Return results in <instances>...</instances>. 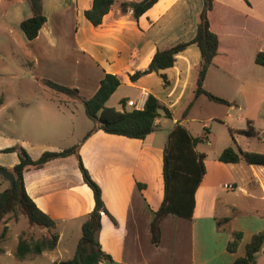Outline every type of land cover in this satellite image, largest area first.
I'll return each mask as SVG.
<instances>
[{
    "label": "crops",
    "instance_id": "crops-1",
    "mask_svg": "<svg viewBox=\"0 0 264 264\" xmlns=\"http://www.w3.org/2000/svg\"><path fill=\"white\" fill-rule=\"evenodd\" d=\"M139 1L116 0L101 24L94 27L83 15L92 0H41L46 20L36 38L28 42L19 29V24L31 16L28 2L2 0L3 32L12 43L13 33L19 39L17 46L25 52L24 65L37 86L47 88L42 81L49 80L75 88L83 98H89L103 76L111 74L120 79L118 88L125 83L135 90L132 98L121 100L138 103L150 94L171 117H163L160 111L152 133L143 140L95 131L81 142L93 124L79 102L48 94L12 101L1 96L0 151L18 145L36 160L43 152H59L79 144L78 156L99 186L110 216L101 215L97 234L101 251L110 258L101 264H232L244 255L250 237L264 231V166L219 162L218 155L229 147L226 143L210 157L201 145L214 144L212 129L202 126L199 132L197 125L215 122L225 127L234 150L264 154V149L247 148L251 142L264 146V68L254 63L255 54L264 53V0H214L216 8L210 21L219 50L203 88L236 110L235 115L221 117L199 115L202 100H209L202 95L194 99L200 61L194 45L176 54L172 67L160 71L167 85L155 73L135 82L129 80L130 75L147 68L156 50L190 40L202 8V0H158L136 20L130 8L122 10L119 5ZM238 97L241 100L237 102ZM248 122L255 132L253 137L237 133L246 130ZM177 123L192 137L205 134L206 145L195 147L204 155V174L194 192L191 218L163 217L159 243L153 245L149 226L162 200V152L169 131ZM17 163L15 153H0L4 170L11 171ZM22 182L30 200L55 222L58 234L54 250L28 258H44L49 264L70 259L74 251L69 253L64 239L73 238L76 246L84 217L93 208L92 193L82 181L77 157L69 155L28 168ZM246 206L251 212L242 211ZM226 218L228 221L221 223ZM231 231L242 234L233 253L226 250ZM7 238L1 244H6ZM15 244L9 250L1 245L0 258L18 260L13 253ZM255 264H264V247Z\"/></svg>",
    "mask_w": 264,
    "mask_h": 264
},
{
    "label": "trees",
    "instance_id": "trees-1",
    "mask_svg": "<svg viewBox=\"0 0 264 264\" xmlns=\"http://www.w3.org/2000/svg\"><path fill=\"white\" fill-rule=\"evenodd\" d=\"M26 1L28 2L31 16L19 24V29L26 41L30 42L36 38L46 19L41 11V0ZM157 1L120 2L119 5L122 10L130 8L133 18L137 20ZM115 2L116 0H92L90 8L83 13L84 18L94 27L100 25L103 16L107 14ZM215 8L216 3L214 0H202V8L198 15L193 37L188 41L177 43L170 48L156 50L147 68L133 73L129 76V80L135 82L144 75L155 73L160 76L163 85H167L166 77L160 74V71L172 67L176 54L184 51L190 45H194L200 55L193 90L194 99L202 95L210 102L229 106L226 100L207 92L203 88V81L207 70L213 65V61L218 56L219 50V39L217 34L211 29L210 21ZM254 63L264 68L263 52L255 54ZM42 84L55 93L63 94L82 105L86 118L92 122L93 126L84 135L81 142H84L95 131H102L109 135L122 136L128 139L143 140L152 133L154 122L160 116V111L163 117H171V113L165 107H162L158 100L150 94L146 96L141 110H126L124 100L119 102L121 106L120 111L106 107V101L120 85V79L115 75L105 74L99 82L98 89L89 98H83L75 88L59 85L49 80H43ZM237 133L246 137L255 136V132L250 127L249 122L247 123L246 130L237 131ZM205 141V134L200 137H192L178 123L169 131L162 152V200L159 207L153 212L149 226L151 243L153 245H158L159 243V222L163 217L171 214L187 219L191 218L194 207V192L204 174V155L196 152L195 147ZM78 147L79 144L59 152H43L36 160H32L26 151L18 145L0 151V153H15L18 158V163L9 171L14 176L13 190H10L8 184L7 188L0 191V227L2 226L0 229V254L3 252L1 243L8 233L5 216L11 215L16 219L18 212L26 218L30 225L50 232V236L37 241H28L21 235L18 236L13 251L14 257L18 260H24L28 257L38 256L42 252L54 250L58 240L55 222L47 214L40 211L26 195L22 182V174L28 168H38L51 160L75 155L78 159V168L82 181L92 193L93 208L84 217L81 224L80 237L76 243L73 256L60 264H101L104 260H110L101 251L97 241L101 215L110 216L102 202L99 186L91 179L82 165L78 156ZM217 160L224 164L244 161L246 164L264 166V154L242 152L234 150L231 147L224 148L218 155ZM0 169L3 168L0 167ZM137 186L138 188L143 187L140 184H137ZM227 221L228 219L226 218L221 223ZM221 223L218 221L216 225L219 227ZM241 236L240 232L231 231L230 240L226 245L228 252H235ZM263 247L264 231H260L250 237L248 243L245 245L244 255L235 259L232 264H255L257 255Z\"/></svg>",
    "mask_w": 264,
    "mask_h": 264
},
{
    "label": "rangeland",
    "instance_id": "rangeland-1",
    "mask_svg": "<svg viewBox=\"0 0 264 264\" xmlns=\"http://www.w3.org/2000/svg\"><path fill=\"white\" fill-rule=\"evenodd\" d=\"M3 3L4 2L0 0V97L2 96L8 101L15 100L19 97L40 98L46 96L47 94L48 96L54 95L59 98H65L63 94H58L53 92L52 90H49L48 88H42L40 86H37V84L31 79L30 71L27 69L26 65H24L25 52L19 46H17L19 44V39L13 33L12 36L14 40L13 41L14 44H13L11 42V39L7 37V34L3 32V29L6 27V23L3 19V16L1 15L2 8L3 9L5 8V6L4 7L2 6ZM223 79H228V78H226V76L223 75ZM134 94H135V90L127 87V85L123 83L122 86L119 87L112 96H110V98L105 103V106L120 111L121 106L119 104V101L126 97L132 98ZM225 94H229V93H225ZM239 100L241 99L238 97L237 102ZM202 101L204 105L199 111V115L201 116L204 115L211 116L216 114L217 116L221 117L224 116L226 113H229L231 115H235L236 113V110L229 109L227 106L214 104L204 99ZM125 109L128 110V107L125 106ZM261 115L264 116V111L261 113ZM230 120L232 121L231 124L234 126L236 123L232 119ZM202 126L205 127L206 129L211 128L213 132V135L211 137L212 140L214 141V144L209 147H204L203 145H201L202 148H205L207 151H209L210 157H213L216 150H218V148H220V146H222L223 143L229 144V147L233 148L232 147L233 139H231L225 127L220 126L215 122L204 123L203 125L202 124L197 125L199 132L200 130L202 131L201 129ZM205 143L206 141L201 144L206 145ZM247 148L248 149L254 148L260 150V149H264V146L257 145L255 144V142H251V144L247 145ZM7 187H8V182L0 177V191ZM242 211L251 212L250 208L247 206L243 207ZM5 223L8 229L7 231L8 233L6 235L8 238L6 239V244L3 243L1 245L2 247L8 250L12 248V244L17 243V238L20 235L28 241L29 240L37 241L41 238H48L50 236V232H47L46 230H43L41 228H37L34 225H30L27 222L26 218L19 212L17 213L16 219H14L13 216L11 215L5 216ZM73 240L74 239L71 237L70 238L66 237V239H64L67 245V250L69 249V253L70 251L71 252L74 251L75 245ZM34 258H27L24 262H20L13 258L2 256L0 258V264L1 263L2 264H49L47 260H45L44 258H37L36 260H33Z\"/></svg>",
    "mask_w": 264,
    "mask_h": 264
},
{
    "label": "built area",
    "instance_id": "built-area-1",
    "mask_svg": "<svg viewBox=\"0 0 264 264\" xmlns=\"http://www.w3.org/2000/svg\"><path fill=\"white\" fill-rule=\"evenodd\" d=\"M144 101H145L144 97H141L139 99V102L138 103H136L134 101H126L125 102V106L126 107H129L131 109H134V110H141L143 108ZM227 188L228 189H232V187L229 186V185L227 186Z\"/></svg>",
    "mask_w": 264,
    "mask_h": 264
},
{
    "label": "water",
    "instance_id": "water-1",
    "mask_svg": "<svg viewBox=\"0 0 264 264\" xmlns=\"http://www.w3.org/2000/svg\"><path fill=\"white\" fill-rule=\"evenodd\" d=\"M0 176L8 182L10 190L12 191L14 187V176L12 173L7 170L0 169Z\"/></svg>",
    "mask_w": 264,
    "mask_h": 264
}]
</instances>
